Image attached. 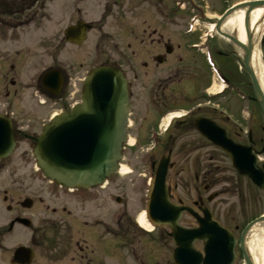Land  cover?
<instances>
[{
  "label": "flooded vegetation",
  "instance_id": "1",
  "mask_svg": "<svg viewBox=\"0 0 264 264\" xmlns=\"http://www.w3.org/2000/svg\"><path fill=\"white\" fill-rule=\"evenodd\" d=\"M41 2L0 0V147L15 146L9 158H0V173L14 156L25 164H30L31 158L35 161L36 140L59 115V105L60 114L71 113L82 98L80 93L76 103H69L75 84L58 66L54 39L47 44L48 61L42 57L48 48L36 23L39 9L34 10ZM127 2L130 7L125 9ZM233 3L106 1L104 17L107 13L110 17L115 8L118 20L128 12L141 19L124 28L131 36L129 59L121 63L122 59L110 57L101 65L120 70L127 80L130 111L121 170L129 168L124 163L140 149L147 148L148 158L141 162L142 172L132 171L127 181L120 179V172L92 189H68L38 171L25 173L22 185L19 183L21 192L27 193L24 198L15 201L14 195L5 191L3 200L13 214L6 235L23 228L29 236L12 248L2 245V263L177 264L174 257L179 248L205 259L206 241L179 246L177 239L184 237L171 235L169 225L150 231L139 225V216L150 203L147 179L154 178L161 161L167 160L168 201L190 208L200 218L186 212L178 221L180 227L198 229L202 208H206L233 240V245L222 238L214 240L215 264H264V111L244 64L246 51L242 49L240 55L235 35L217 30L220 17ZM99 26L97 29L103 30L105 24ZM259 51L264 77V35ZM58 72L62 76L60 92ZM49 73L50 85L46 87L43 79ZM202 122L222 130L233 145L249 150L250 155L237 159L248 164L245 172L257 175L261 186L239 172L234 157L202 136ZM6 123L9 128L4 129ZM202 147L214 150L204 170ZM21 148L24 150L17 155ZM131 195H143L139 199L141 212L131 204ZM133 201L137 203L136 198ZM36 209L41 218L33 224L31 218L36 214L28 217L26 212ZM19 219L30 220V225L18 223ZM20 247L30 250L31 258L15 259Z\"/></svg>",
  "mask_w": 264,
  "mask_h": 264
},
{
  "label": "water",
  "instance_id": "2",
  "mask_svg": "<svg viewBox=\"0 0 264 264\" xmlns=\"http://www.w3.org/2000/svg\"><path fill=\"white\" fill-rule=\"evenodd\" d=\"M264 8V1H254L239 5L229 11L219 22L217 30L220 31L221 23L231 12L245 10V30L249 33L250 17L255 9ZM90 25L78 24L65 31L67 42L82 45L87 39L86 30ZM235 43H239L234 39ZM252 39L250 40L251 43ZM246 51L245 65L249 69L256 96L264 111V93L259 87L250 61L253 47L242 46ZM44 83L50 84V75L46 76ZM61 75L58 73V90L61 88ZM129 115V93L127 81L123 74L113 67L96 69L85 83V93L82 103L75 107L70 114L56 117L51 125L47 126L42 136L36 140L37 146L34 156L37 167L43 175L66 188H91L101 185L106 178L115 174L118 163L122 159L123 144L127 140V123ZM5 125V124H4ZM9 128L8 123L4 129ZM200 131L203 137L213 142L225 153L234 157V166L243 175L251 177L253 182L261 186L260 178L255 174L246 173L248 164L241 162L237 156L250 155L249 150L233 145L225 133L208 122H202ZM13 150V143L0 147V157L9 156ZM168 161H163L157 172L155 188L151 197L149 216L155 224H169L177 244L191 246L195 240H203L208 244L206 259L201 255L188 251L186 248L175 253L177 264H215L218 257L214 255L211 245L214 240H222L233 245L231 235L221 228L206 210L205 218L201 220L199 230L186 231L178 227L181 210L172 206L168 201L166 191V178ZM246 171V172H245ZM28 224V221L19 220ZM185 239V240H184ZM25 256L31 258V252L25 248L16 251L15 259Z\"/></svg>",
  "mask_w": 264,
  "mask_h": 264
},
{
  "label": "rangeland",
  "instance_id": "3",
  "mask_svg": "<svg viewBox=\"0 0 264 264\" xmlns=\"http://www.w3.org/2000/svg\"><path fill=\"white\" fill-rule=\"evenodd\" d=\"M106 1L107 0H42L45 4L42 2L38 3L37 7L34 9H39V16L37 18L39 20L37 21L36 19V23L40 26L43 45H47L50 39L55 40L58 66L69 73L74 80L73 85L75 84V88H73L72 92H74L75 95L72 97L73 100L69 102L70 104H74L78 101L80 91L83 90V82H80V80L83 81L88 73L101 66L103 61L111 57L112 60L115 61L122 59L121 63H123L125 59H129L130 51L128 50V44L131 43V36L129 35V31L124 30V28H130L132 25L131 21L139 23L141 19L137 17L135 19L128 12L125 18L123 17L118 20L116 19L117 14H115V8L111 15L113 17H109L107 13L106 17L103 18ZM239 1L241 0H234L235 3ZM129 7L130 2H127L125 4V9ZM79 20L95 25V29L89 33L87 41L81 47L68 44L64 38L65 29ZM99 23L105 24L103 30L97 29ZM48 47L47 45V48ZM42 53V57H45L48 61L49 48L46 49V52L43 51ZM42 65L44 66V64ZM81 66L83 69H80ZM61 110L62 107L59 105L57 112L60 113ZM23 150L24 148L17 150L16 154L20 155ZM201 152L202 162H205L203 166L204 170V167L210 165L208 158L214 155V150L209 147H202ZM17 157L19 156H14L9 159L6 163V168L0 173V264H6L5 262L2 263V259L5 257V250L2 245L12 248L29 236V232L27 230H22L23 228H18L13 233L6 235L7 224L12 219L13 214L9 213L6 209L7 204L3 201L4 192L6 191L10 196L13 194L15 201L17 198H24V195L27 193L21 192L22 188L19 183L22 185L23 182L21 183V179L24 177L25 173L35 170L33 169L35 163L32 158L30 164H25L21 163ZM147 158L146 147L140 149L139 152H135L133 158L124 163L129 167L128 173L126 175H121L120 179H122V181H127L132 171L135 173L139 171L142 172L141 167L143 163L141 162L142 160L144 162ZM135 173L134 175L136 176ZM142 179L144 180L146 178L142 176ZM147 180L149 181V179ZM142 197L143 195L130 196V199H132L131 204L134 202L139 212L142 210V205H140L141 201H139ZM133 198L137 199V203L133 201ZM37 213H39V215H37ZM33 214H36V218H31L33 224H35L38 219L41 218V212L37 209L32 212H26L28 217H31ZM7 251L9 250L6 249V252Z\"/></svg>",
  "mask_w": 264,
  "mask_h": 264
},
{
  "label": "bare ground",
  "instance_id": "4",
  "mask_svg": "<svg viewBox=\"0 0 264 264\" xmlns=\"http://www.w3.org/2000/svg\"><path fill=\"white\" fill-rule=\"evenodd\" d=\"M244 21L245 11L240 9L230 19L227 20L223 26V31L235 35V39L239 42L238 44L236 43V46L238 47L240 55L243 49L242 46L249 48V45L251 44V46L254 48L251 65L253 70L256 72L261 86L263 85L262 87L264 89L263 66L260 58V51L258 49L260 40L264 34V8H258L252 12L250 17L249 33L245 30ZM251 39L252 41L250 43ZM125 173H128V171L125 170ZM139 225L147 231L153 229V227L148 222L145 213H141L139 216Z\"/></svg>",
  "mask_w": 264,
  "mask_h": 264
}]
</instances>
